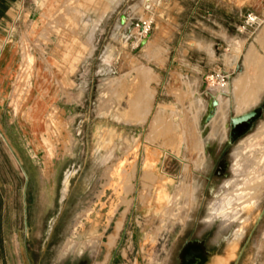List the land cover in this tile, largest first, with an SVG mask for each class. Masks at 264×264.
Here are the masks:
<instances>
[{
    "label": "rangeland",
    "instance_id": "obj_1",
    "mask_svg": "<svg viewBox=\"0 0 264 264\" xmlns=\"http://www.w3.org/2000/svg\"><path fill=\"white\" fill-rule=\"evenodd\" d=\"M171 1L48 0L13 43L6 100L32 140L16 264H177L188 242L205 264H264V156L247 155L264 134L246 142L264 122V0ZM215 94L226 130L206 140Z\"/></svg>",
    "mask_w": 264,
    "mask_h": 264
},
{
    "label": "crops",
    "instance_id": "obj_2",
    "mask_svg": "<svg viewBox=\"0 0 264 264\" xmlns=\"http://www.w3.org/2000/svg\"><path fill=\"white\" fill-rule=\"evenodd\" d=\"M106 1L111 4L114 0ZM190 1H195L193 3L191 2L195 6L199 4L200 1L205 0ZM206 1L214 2L215 6L219 3L218 0H216V2L215 0ZM47 2L48 0H0V173L2 171L4 173L3 181L0 180V264H16L18 235H27V232L17 231L18 221L22 220L26 228L28 214V203L26 198L23 197L18 200L16 197L17 150L20 148L26 152L28 149L27 147L32 144V140L29 138L26 128L29 123L26 122V120H22L18 123L15 114L11 111L12 108L10 104L6 100L10 93L11 81L17 59L13 43L20 37V33L23 30L31 27L32 23L37 20ZM169 7L171 9L170 12H174L175 9L176 11H180V1H171ZM193 10L194 9L191 11L193 12ZM43 15L45 16L46 13L44 12ZM171 23L175 25V23L170 20L166 24L170 25ZM194 44L198 46L202 45L201 42ZM85 46L87 47V45ZM193 49L199 51L197 50L198 48L193 47ZM79 57L80 55L75 56L76 62ZM110 80L104 84L108 83ZM214 97L216 106L212 108V114L208 121L206 120L207 124L211 126L210 131L207 133L206 140L215 138L216 134H218V131H213L214 128L212 125L215 123L217 127H221L225 124V122L221 121V115L226 114L228 110V106L224 101H219V98H222L220 94H215ZM204 109L205 105L199 101L198 110L194 113V122L196 124L198 119L197 115ZM173 116L174 112L172 117ZM124 122L126 124L138 125L143 124L145 121L135 123L126 122L124 120ZM201 142L204 149L203 140H201ZM203 159L204 157L201 154L195 165L197 167L203 166ZM147 176L148 173L144 175V178H147Z\"/></svg>",
    "mask_w": 264,
    "mask_h": 264
},
{
    "label": "flooded vegetation",
    "instance_id": "obj_3",
    "mask_svg": "<svg viewBox=\"0 0 264 264\" xmlns=\"http://www.w3.org/2000/svg\"><path fill=\"white\" fill-rule=\"evenodd\" d=\"M248 125L242 124L236 126L234 129H231V134L233 136L240 134ZM206 259L207 252L201 243L198 242L185 243L175 257L177 264H205Z\"/></svg>",
    "mask_w": 264,
    "mask_h": 264
},
{
    "label": "bare ground",
    "instance_id": "obj_4",
    "mask_svg": "<svg viewBox=\"0 0 264 264\" xmlns=\"http://www.w3.org/2000/svg\"><path fill=\"white\" fill-rule=\"evenodd\" d=\"M74 16V15H73ZM74 66V65H73ZM220 87H221V85H220ZM259 87V86H258ZM218 88H219V86H218ZM217 88V89H218ZM259 88H261V87H259ZM264 89V88H263ZM257 90V89H256ZM258 91V90H257ZM255 94H256V92H255ZM258 94V93H257ZM258 95H260V94H258ZM257 95V96H258ZM256 97V96H255ZM254 97V98H255ZM256 99V98H255ZM257 100V99H256ZM252 101H253V99H252ZM257 102H258V100H257ZM256 102V103H257ZM255 103V104H256ZM252 106H253V103H252ZM246 113V112H245ZM244 114V113H243ZM239 115H242V114H239ZM239 115H235V116H239ZM224 129L226 130V124H224ZM263 134H264V122L263 123H261V125L257 128V130L255 131V133L252 135V136H250L247 140H246V142L247 143H252V142H254V141H256V140H258L261 136H263ZM252 148V147H251ZM255 149V148H254ZM250 150H252V149H250ZM250 150H247V155H250V154H254L255 156L257 155V157H258V159H257V161L258 162H261V160L263 159V156H264V143H262V144H260V145H258L257 147H256V149L255 150H253V151H250ZM118 170H120V169H118ZM118 170H117V172H118ZM123 170V169H122ZM121 170V171H122ZM123 172V171H122ZM130 172V171H129ZM106 173V172H105ZM108 173H109V171H108ZM116 173V172H115ZM124 173L126 174V169H125V171H124ZM131 173V172H130ZM120 174H121V172H120ZM123 174V173H122ZM122 174H121V176H122ZM119 175V173L117 174V176ZM124 175V174H123ZM127 175V174H126ZM127 176H129V175H127ZM127 176H126V178H127ZM130 176H132V174L130 175ZM125 178V177H124ZM122 179H123V177H122ZM129 180L131 179V178H128ZM127 179H125L124 181H126ZM118 181H119V179H118ZM121 181V180H120ZM126 182H128V180L126 181ZM121 183V182H120ZM123 184V183H122ZM124 184H126V183H124ZM118 185V184H117ZM119 187V186H118ZM114 189H117V188H114ZM129 190H131L130 188H128ZM252 190H254L253 188H251ZM122 190V189H121ZM116 191V190H115ZM120 191V190H119ZM243 191V190H242ZM241 191V192H242ZM126 193H127V191H126ZM123 195H124V193H123ZM127 196V195H126ZM120 197V196H119ZM121 199V198H120ZM119 200V199H118ZM123 201H125V200H123ZM122 201V202H123ZM126 202V201H125ZM125 204H128V203H125ZM229 205V204H228ZM228 205H226V206H228ZM231 208V207H230ZM229 208V209H230ZM234 208H238V207H234ZM228 209V210H229ZM232 209H233V207H232ZM232 209H231V211H232ZM113 211H115V210H113ZM118 223V222H117ZM110 236H108L107 238H109ZM71 241V240H70ZM68 246V245H67ZM66 246V247H67Z\"/></svg>",
    "mask_w": 264,
    "mask_h": 264
},
{
    "label": "water",
    "instance_id": "obj_5",
    "mask_svg": "<svg viewBox=\"0 0 264 264\" xmlns=\"http://www.w3.org/2000/svg\"><path fill=\"white\" fill-rule=\"evenodd\" d=\"M125 22V18L124 16H120V23L123 24ZM133 25H129L127 31L132 30ZM216 106V102L213 101L212 102V108H214ZM212 114V109L209 112V115L207 116L206 120L208 121L210 115ZM256 116V112L255 111H249L246 112L242 115L239 116H233L232 118H230L229 120V126L231 129H234L236 126L242 125V124H250V122L252 121V119Z\"/></svg>",
    "mask_w": 264,
    "mask_h": 264
}]
</instances>
